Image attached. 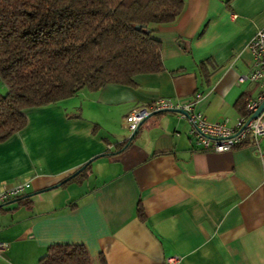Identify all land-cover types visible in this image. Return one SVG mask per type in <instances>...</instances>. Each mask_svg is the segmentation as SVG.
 I'll return each instance as SVG.
<instances>
[{
  "label": "crops",
  "instance_id": "1",
  "mask_svg": "<svg viewBox=\"0 0 264 264\" xmlns=\"http://www.w3.org/2000/svg\"><path fill=\"white\" fill-rule=\"evenodd\" d=\"M262 26L264 0H181L172 21L148 25L161 71L24 110L25 126L0 142V190L26 183L0 207V264H36L54 244L83 245L89 264H264V159L249 138L199 150L186 119L163 111L116 150L126 115L159 98L233 126L259 91L237 76ZM89 159L80 184L47 188Z\"/></svg>",
  "mask_w": 264,
  "mask_h": 264
},
{
  "label": "trees",
  "instance_id": "2",
  "mask_svg": "<svg viewBox=\"0 0 264 264\" xmlns=\"http://www.w3.org/2000/svg\"><path fill=\"white\" fill-rule=\"evenodd\" d=\"M180 9L181 0H0V142L25 126L26 109L161 71L160 43L148 25L172 21ZM89 167L61 186L80 184ZM135 211L143 218L139 202ZM36 264L89 258L81 244H54Z\"/></svg>",
  "mask_w": 264,
  "mask_h": 264
},
{
  "label": "built area",
  "instance_id": "3",
  "mask_svg": "<svg viewBox=\"0 0 264 264\" xmlns=\"http://www.w3.org/2000/svg\"><path fill=\"white\" fill-rule=\"evenodd\" d=\"M247 48L251 55L250 71L246 75H238L237 81H255L258 83V94L254 99L247 98L244 102V112L237 117L233 126H226L224 121H207L198 111L193 110L192 104L177 105L167 99H155L142 107L132 109L125 117L127 128L132 132L138 124L154 111L181 109L189 125V134L199 150L224 152L240 145L249 138L251 145L256 148L260 158L264 159V149L258 148V140L264 135V26L259 28L248 42ZM194 97L197 99L199 94ZM258 104L261 109L255 117H251ZM26 183L19 182L0 190V207L8 200L20 196ZM6 243L0 240V252L4 251ZM177 261L176 257L167 262Z\"/></svg>",
  "mask_w": 264,
  "mask_h": 264
},
{
  "label": "water",
  "instance_id": "4",
  "mask_svg": "<svg viewBox=\"0 0 264 264\" xmlns=\"http://www.w3.org/2000/svg\"><path fill=\"white\" fill-rule=\"evenodd\" d=\"M261 109V104H258V106L256 107L255 111H253V113L251 114V117H255L258 112L260 111ZM164 110H161V111H154L152 113H150L148 116L150 115H154L156 113H159V112H163ZM167 111H170V112H177V113H180V114H185L184 111H182L181 109H170V110H167ZM147 116V117H148ZM143 121V120H142ZM141 121V122H142ZM140 122V123H141ZM140 123L138 124V126L140 125ZM137 126V127H138ZM137 127L134 131H132L130 133V135L127 137L126 139V144L131 140V138L133 137L135 131L137 130ZM91 159L87 160L85 163H83L82 165H80L77 169H75L72 173H70L69 175H67L66 177H64L63 179H61L59 182L55 183L54 185H52L51 187H47V188H55L57 186H59L60 184L66 182L67 180H69L71 177H73L74 175H76L77 173H79L88 163H90ZM33 193L29 194V195H32Z\"/></svg>",
  "mask_w": 264,
  "mask_h": 264
},
{
  "label": "rangeland",
  "instance_id": "5",
  "mask_svg": "<svg viewBox=\"0 0 264 264\" xmlns=\"http://www.w3.org/2000/svg\"><path fill=\"white\" fill-rule=\"evenodd\" d=\"M5 92V87L3 86V84L0 81V94H3ZM129 135V133H128Z\"/></svg>",
  "mask_w": 264,
  "mask_h": 264
}]
</instances>
